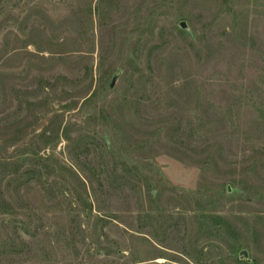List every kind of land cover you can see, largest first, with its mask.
I'll list each match as a JSON object with an SVG mask.
<instances>
[{
    "label": "rangeland",
    "instance_id": "obj_1",
    "mask_svg": "<svg viewBox=\"0 0 264 264\" xmlns=\"http://www.w3.org/2000/svg\"><path fill=\"white\" fill-rule=\"evenodd\" d=\"M0 264H264V0H0Z\"/></svg>",
    "mask_w": 264,
    "mask_h": 264
},
{
    "label": "water",
    "instance_id": "obj_2",
    "mask_svg": "<svg viewBox=\"0 0 264 264\" xmlns=\"http://www.w3.org/2000/svg\"><path fill=\"white\" fill-rule=\"evenodd\" d=\"M181 27H182V28H186V23H185V22H182V23H181ZM113 83H114V82H113ZM113 83H112L111 86L114 85ZM241 256H242L243 258H247V257H248V252H247L246 250H242V251H241Z\"/></svg>",
    "mask_w": 264,
    "mask_h": 264
}]
</instances>
